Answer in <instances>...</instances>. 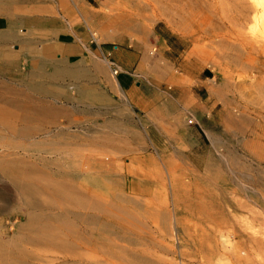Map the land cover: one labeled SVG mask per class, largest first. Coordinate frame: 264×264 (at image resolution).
<instances>
[{"label": "rangeland", "instance_id": "rangeland-1", "mask_svg": "<svg viewBox=\"0 0 264 264\" xmlns=\"http://www.w3.org/2000/svg\"><path fill=\"white\" fill-rule=\"evenodd\" d=\"M43 1L53 10L47 15L60 18L55 22V29L77 25L86 38L91 39L95 49L92 58L97 69L96 81L81 80L80 87L103 92L112 105L110 111H105L102 102L72 105L63 103L60 96L55 100L50 94L38 93H31L30 100L64 108L53 125L46 124L44 130L61 133L54 139L73 141L56 146L76 152L77 162H84V167L85 164H104L116 176V185L105 178L104 190L112 200L117 193L123 195L125 200L120 203L133 214L134 225L105 218L117 225L115 233L104 234L112 244L105 255L89 240L85 243L87 246L79 248L81 258L58 251L42 254L32 248L40 254L38 262H72L74 259L76 264H91L97 258L107 264H264V185L235 178L230 169L221 165L220 159V153L231 149L250 164L249 173L253 177L257 176L258 169H264V160L252 152L264 153V46L258 47L242 33L243 25L249 23L250 18L255 19L253 30L256 26L264 27V13L253 17L247 0ZM121 2L126 3L136 17L120 26L113 14L92 15L88 20L96 31L93 34L85 24L84 10L116 13V5L123 6ZM31 3L15 2L14 6H22L15 10V15L30 16L29 8L34 4ZM152 4L157 9L152 8ZM101 26H106L104 31L99 30ZM115 47L123 52L124 59L135 58L130 73L137 84L139 110L133 109L104 55ZM175 76L181 81L174 80ZM0 80L12 86L20 84L4 65H0ZM180 85L185 90L181 91ZM70 91L76 93L75 89L70 88ZM149 102L153 105L148 106ZM189 118L192 122H187ZM99 132L104 133L103 137L109 132L116 139L107 134L110 139L107 142L108 138H103L107 144L104 147L106 144ZM215 136L221 138L220 143L214 142ZM37 138L45 139L41 135ZM9 140L8 147L4 143ZM28 141L29 138L5 136L0 143L5 149H1L0 154L13 150L9 154H24L39 161L38 147L26 151L20 145ZM40 154L50 160V164L54 161L62 164L67 159L66 155L61 158L54 152L41 151ZM209 163L221 165L218 177L204 175L202 166ZM94 166L96 174L103 172L100 166ZM183 171L187 173L183 175L185 179ZM168 172L172 178L175 176V188ZM219 174L224 176L223 180ZM80 181L87 183L85 170L80 173ZM5 188L10 191L4 192ZM18 204L19 198L10 183L0 177V228L6 229L9 235L19 230V223L25 219L17 211ZM79 226L83 227V223ZM96 231L90 228L85 234L89 238ZM117 247L126 252H117ZM136 257L143 262L135 260Z\"/></svg>", "mask_w": 264, "mask_h": 264}, {"label": "bare ground", "instance_id": "bare-ground-1", "mask_svg": "<svg viewBox=\"0 0 264 264\" xmlns=\"http://www.w3.org/2000/svg\"><path fill=\"white\" fill-rule=\"evenodd\" d=\"M25 1L34 3V4L31 3L32 5L29 8V11L31 12L30 17H32L33 19H36L38 21L39 19L57 17L52 14L47 15V12H53V10L51 7L48 8L49 6L45 4V1H43L44 2V5H43L42 0H0V14L2 13L6 14L7 17L9 18L8 29L0 31V40L12 39L15 36V33H16V30L14 28L15 19H16L15 10H17L18 7L21 8L22 6L16 7L14 6V3L15 2H25ZM37 2H42V3L36 4ZM146 3L149 4L150 2H146ZM122 4L123 6H120V4L118 6L116 5V9H117L116 13H111V14L108 13L109 11L108 12L107 11L104 12L102 10L90 11L89 9L88 10L85 9L84 10L85 14L83 13L85 17L87 16V20H85V24L87 25L89 29L92 30L88 19H90V17L95 14H102V15L104 14V15H109V16H112L113 14V17H115V19H118L120 26L127 24L129 20H133L136 17V14L131 9H128V7L126 6V3L123 2ZM136 4L139 5V3H135V5ZM152 5H153L152 8L157 9L155 4H152ZM137 7L141 8L142 6H137ZM44 13L46 14V16L44 15ZM105 27L106 26H101L99 30L104 31ZM42 32L44 31H42L38 27H31L30 30L27 31V33H30L31 36L35 34H42ZM92 32L93 34H96V31L92 30ZM43 35H45V32ZM96 39L101 40L100 37H97ZM4 47L6 48V46ZM51 47L52 49H55V46H51L48 43L47 45L42 44V43L35 45L32 42L31 43L29 42L28 44H26L25 50H28L31 53L32 51H34L33 54L36 53L37 56L35 58L33 57L28 60L26 59L25 62L23 63V67L25 68L24 77L21 79L20 84L16 86H12L13 84L4 83V82L0 83V143L3 140V137L5 136H12L13 138L23 137V138L30 139V141H28L27 143L20 144L22 145L23 150L27 151L28 149L34 146L39 148V151H38L39 157L37 159L39 161L31 160V158L29 159L28 156L24 157L23 156L24 154L20 156L18 155L13 156L12 154H9L13 150L9 151V153H5V151L2 150V152L4 151V153L0 154V177L2 179L4 178L5 180H7L12 186L13 192L18 196L19 202H20V204H18L19 209L17 211L19 212V214H21L25 218L22 223H19L20 225L19 227H17L19 228V230L17 229L11 235L8 234L6 229L2 227L0 228V264H76V261L74 259L72 262H69L68 260H64V261H59L56 263H48V262L39 263L38 260L40 258V254L34 251V249L39 250L40 253L58 251L66 255L81 258L79 248L83 247L84 244L88 242L89 240L90 241L93 240L96 244V247L102 252L103 255H105L106 253H109L110 250L108 251V249H109V246H111L112 244L110 243L109 238L105 236L104 234L108 235V234H111L112 232L115 233V229L117 226L115 222H109L105 218L111 217V218H115L117 222L120 224L124 223L128 225L129 224L134 225L133 214H131V212H129L127 208L123 206L122 203H120L121 201L125 200L123 195L117 193L114 195L116 199L112 200L107 197V194L104 190L106 186L105 178L108 177L109 181L113 185H116L117 183L116 176H114V174L111 171H109V169H107L106 166H104V164H85V167H84V162H82V164H80V162H77L76 152H73L67 149L63 150L62 148H59L58 146H56L60 143L61 145L64 143L70 144L73 141L72 142L67 141L66 139L65 140L54 139L55 137H57V135L61 133L59 132L49 133L44 130L45 129L44 126L46 124L53 125V122L57 120L56 116L59 113H63L64 108L47 106L45 104H42V102H39V101L33 103L34 100L33 101L30 100V97H32L30 96L31 93H38V94H45V95L50 94L54 96L53 99H55L56 96L57 97L59 96L58 94H60L61 90L57 89L58 83L57 85L56 84L50 85V83H47L48 80L55 82L56 79L61 78L59 76L62 72L65 73V75L67 74V77L70 79V77H72V75L75 73L74 72L72 75L71 74L68 75L70 71L67 72V69H66V72L64 70L60 72V70L63 67L61 69L59 68L60 70H58L57 68L47 70L46 65H47L48 59H46L45 57H40V55H44L43 52L46 53V51L49 50ZM3 48L2 50H4ZM150 50L153 53L154 47H152V49ZM4 58H9V57H4ZM59 60H61L60 57H59ZM64 68H68V67L66 66ZM76 69L78 70V68ZM83 72H85V74L87 73L86 71H83ZM159 73L161 74L162 72H159ZM81 75H78V76H81ZM71 85H69V87L73 90L75 89L76 90L75 92L78 93L79 102H82L83 104L84 102H90V101L100 102V103L102 102L101 104L104 105L106 98L103 92L97 91L94 88L91 89L85 86L77 88ZM180 86H183V85H180ZM105 108L107 107L105 106ZM73 115H76V114H73ZM75 118H76L75 120H77V117ZM70 120L73 121V119H70ZM191 121L192 119L189 118L187 122H191ZM56 124L57 123H55V125ZM93 126L95 127V125ZM240 128L241 126H239V129ZM110 131L111 130H109V132ZM109 132H107V134L112 135L110 136V138L112 137L115 140L116 138L113 137V134ZM99 133L101 134V132ZM118 133L117 134L115 133V135L117 136ZM103 134H101L102 140H103L102 142L105 143L106 140L104 139L107 137L106 136L107 134L104 135L105 138L103 137ZM38 135L43 136V138L45 139H38V138L35 139V137ZM49 135L52 137L46 138ZM95 137H93V140ZM110 138L107 139V142ZM213 138H214L215 143L221 142L220 137L215 136ZM127 139L129 138L127 137ZM11 140L13 141V139ZM11 140L4 143V145H8L9 147L11 145L10 144ZM114 140H110V141H114ZM102 142L101 144H103ZM109 144H111V142H109L108 145ZM4 145H1V147H4ZM1 147H0V150L5 149ZM104 147H107V144ZM82 148L84 149L86 147H82ZM115 148H116V145H115ZM41 151L50 152V153L54 152L56 156L60 155L61 158L63 155H66L67 159L62 164L56 163V161L52 162L54 164H50L51 161L46 159L44 156H42L40 154ZM252 152L253 154L257 155L260 160H264V153H260L262 151L260 152L252 151ZM220 159L222 161L221 165L224 164L228 168V170L230 169V171L233 173L235 178L236 177H238L239 179L243 178L246 181L256 182V184L258 183L260 185H264V169H258L256 171L257 176L253 177V175L249 173V171L251 170L250 164L247 163L245 160H243L237 151L228 149L227 151L220 153ZM94 165L100 166L103 169V172H101L99 175L96 174L95 171L92 169L93 167H95ZM221 165L215 164L214 166H212L210 163L205 164L204 167L202 166V168L204 169V175L208 176V175L214 174L217 176L218 169H221ZM225 166H222V168H224ZM83 170H85L86 172V179H87L86 184L80 181V173H82ZM145 171L146 170H144L143 173H146ZM223 172L224 171H222V173ZM183 173H185V171H183ZM168 174L170 175L169 172ZM183 175H187V173L182 174V176ZM219 175H222V174H219ZM158 176L159 175H157L156 177L159 179ZM174 177L175 176H173L172 178V175H170V178H169L172 185L175 184L173 183L175 180ZM184 177L185 176H183V178ZM219 178L223 180L224 176L222 175ZM182 179L181 181H183L184 183L185 178L183 180ZM181 181H179V183ZM98 185H102V186L97 188L96 186ZM99 188H101L102 190ZM173 188H175V186ZM5 189H3L4 192L10 191L9 189H6V190ZM19 210H22V211H19ZM81 223H83V227L79 226ZM139 223H141V221ZM132 227L134 228V226ZM90 228L93 230H97L96 231L97 233L94 236L91 235L92 237L88 238V236H86L87 234L86 231ZM87 245L85 244V246ZM115 248L116 247L112 249H115ZM117 250H118L117 252L119 253L122 252L120 247H117ZM111 252L109 255H111ZM125 252H122V253H125ZM102 254L100 253V255ZM124 257L125 256H122V258ZM134 259L137 260V257ZM150 261L152 260H149V262ZM77 262L79 263L80 261H78L77 259ZM133 262H136V261H133ZM139 262H143V261H139ZM91 264H107V261H105L104 259L100 260V259L94 258ZM134 264H137V263H134Z\"/></svg>", "mask_w": 264, "mask_h": 264}, {"label": "crops", "instance_id": "crops-1", "mask_svg": "<svg viewBox=\"0 0 264 264\" xmlns=\"http://www.w3.org/2000/svg\"><path fill=\"white\" fill-rule=\"evenodd\" d=\"M15 18H16L15 27H14L16 30L15 36L12 39L0 40V56H1L0 65L7 66L9 69V72L13 74V78L21 82V79L24 77V71H23L24 69L21 64H23L26 59L28 60L33 57L35 58L37 56L36 53L33 54L34 51H32L31 53L28 50H25V45L28 44L29 42L30 43L32 42L35 45L36 44L38 45L39 43L47 45L48 43L51 46H55V49H52L51 47L49 50H47L46 54H44L45 56L40 55V57H45L46 59L49 60V61L47 60V65H46L47 70H51L54 68H57L58 70H60L63 67L60 70V72H62L63 70L66 72V69H67V72L70 71L68 75L70 74L72 75L74 72L75 73L72 75L73 78L69 76L70 77L69 79L67 77V74L65 75V73L62 72L61 73L62 75L60 74L59 76L61 78L56 79L55 82L48 80L47 83H50V85L51 84L57 85L58 83L59 86L57 85V87L61 89V92L58 95L64 99L63 103L72 104V105L78 104L79 102L78 93L77 92L73 93L72 91H70L69 85H71L72 83L73 87L75 86L79 88L81 80L88 81V82L91 81L93 83H95L96 81L97 69L95 66V60L94 58H92V53H94L95 49L91 44L92 43L91 39L86 38V36L83 33V30H81L77 25L61 26L55 29V26H54L55 22L60 20V18L58 17L39 19L37 21L36 19H33L29 15H26L24 13L22 14L18 13L15 15ZM8 22H9V18L7 17V15L3 13L0 14V31L8 29L9 27ZM31 26L38 27L39 29L45 32V35H43L44 32H42V34H35L31 36L30 33H27V28ZM86 45L88 46V49L90 48L89 50L91 52L89 50H87L86 52ZM4 46H6V48ZM1 47L2 48L4 47L3 48L4 50H2ZM2 51L4 52V54ZM88 52H90L91 54ZM110 52L111 54L109 56H106V53L104 55L108 60L114 62L115 64L119 66V71L116 77L117 81L120 84V86L124 89L125 94L130 100V104L133 106V109L139 110L140 109L139 104L141 102L138 100L136 96V92H137L136 85L137 84H136V80H134L133 77H131V73H130V70L132 69L134 65L135 58L133 57L131 59H124L122 55L123 52L119 50L118 47L110 49ZM86 53L88 54L87 56H86ZM3 56L9 57V58H4ZM59 57L61 60H59ZM58 60L61 62H59ZM72 64L73 65L75 64L76 66L75 65L73 66ZM66 66L68 68H64ZM76 68H78V70ZM83 71H86L87 73L85 74V72ZM78 75H81V76H78ZM175 80L181 81V78L179 76H175ZM180 88H181V91H183V89L185 90L183 86H180ZM111 105H112L111 99H108L107 101L105 100L104 110L110 111ZM147 105L152 106L153 104L149 102L147 103ZM105 106L107 108H105Z\"/></svg>", "mask_w": 264, "mask_h": 264}, {"label": "clouds", "instance_id": "clouds-1", "mask_svg": "<svg viewBox=\"0 0 264 264\" xmlns=\"http://www.w3.org/2000/svg\"><path fill=\"white\" fill-rule=\"evenodd\" d=\"M247 3L252 8L253 17L260 13H264V0H247ZM254 25L255 19L250 18L249 23L243 25L242 33L249 41L255 43L258 47L264 46V27L256 26L255 30H253Z\"/></svg>", "mask_w": 264, "mask_h": 264}, {"label": "built area", "instance_id": "built-area-1", "mask_svg": "<svg viewBox=\"0 0 264 264\" xmlns=\"http://www.w3.org/2000/svg\"><path fill=\"white\" fill-rule=\"evenodd\" d=\"M110 54H111V52H110V50H109V51H107L106 56H109ZM109 65H110V67H111V71H112V73H113L114 75H116V74L118 73V71H119V66H118L117 64H115L114 62L110 61V60H109ZM191 122H192V121H191Z\"/></svg>", "mask_w": 264, "mask_h": 264}]
</instances>
